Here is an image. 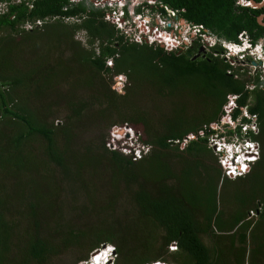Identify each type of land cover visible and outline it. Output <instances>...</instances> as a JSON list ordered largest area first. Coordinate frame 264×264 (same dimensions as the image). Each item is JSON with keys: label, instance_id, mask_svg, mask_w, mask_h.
<instances>
[{"label": "trees", "instance_id": "16d2710c", "mask_svg": "<svg viewBox=\"0 0 264 264\" xmlns=\"http://www.w3.org/2000/svg\"><path fill=\"white\" fill-rule=\"evenodd\" d=\"M158 1L219 39L239 42L245 30L256 41L264 33L256 20L263 9L239 6L236 0ZM0 2L6 5L0 32L24 33L31 39L25 43L55 37L59 48L55 65L41 59L9 77L4 75L7 65H0V264H76L105 244L114 247V264H246L249 233L253 250L264 255V235L258 242L252 230L256 219L247 218L245 210L227 221L221 209L223 184L242 182L264 165V81L258 75L233 69L219 57L225 51L221 46L213 51L218 55L192 59L200 44L166 48L129 40L105 19L112 11L108 6L70 0ZM123 9L128 19L127 6ZM157 10L164 16V7ZM69 17L77 20L65 22ZM27 23L35 25L24 29ZM78 31L85 33V46L74 39ZM118 76L125 83L119 90L113 79ZM43 78L55 87H43ZM138 81L151 86L146 93L152 103L170 100L184 85L192 100L200 96L210 108L202 114L190 110L185 118L175 111L163 119L161 103L146 107L133 101L143 94V87H132ZM19 83L24 87L17 88L31 94L34 103L40 99L39 104L27 105L20 94L11 93ZM225 106L230 110L226 117L236 123H228L222 136L260 143L256 161L233 178L221 165L214 166L208 144L216 130L211 123L221 119ZM243 110L256 117V132H241L240 124L249 121ZM124 124L148 146L139 159L107 146L110 132ZM254 192L251 203L247 195L241 203L256 209L261 219V184ZM255 198L260 212L252 207ZM172 244L175 248L169 249Z\"/></svg>", "mask_w": 264, "mask_h": 264}, {"label": "rangeland", "instance_id": "374dc122", "mask_svg": "<svg viewBox=\"0 0 264 264\" xmlns=\"http://www.w3.org/2000/svg\"><path fill=\"white\" fill-rule=\"evenodd\" d=\"M13 1L15 3L20 2V0H13ZM76 1H78V0H76ZM125 6H129V1H127L125 4H123V6H122V4H117V3H115V4L111 3L110 5H108V7H110V8H117L116 13L119 12L120 10L124 11L123 7H125ZM124 14H125V11H124ZM157 14L160 15L159 13H154V16L150 17V18H154L155 15H157ZM133 16H134V12L132 11V13H129V18H128V21L131 23V25H132V21L134 22L133 28L129 27L130 29H132L131 32L135 31L134 28H136V26L140 24L142 29H144V30H142L143 34L145 33L147 36L150 35L149 32L147 31V29L149 28V25H151V23L148 20L149 17L146 15V13L144 12L143 17H146L147 20H144L141 17H137V16L133 17ZM170 16L172 17V15H169V17ZM160 17L162 20H164V24H162L161 27H158V29L163 31L165 39L169 38V36H168L169 32H173V34L176 35L175 39L170 38L169 41H172L174 43H177L178 39L185 40L186 42L189 41L191 34H188V35L186 34L187 29L183 28L182 30H180L181 34L175 33V30L178 31V29L174 28L175 27L174 20L172 18H169L167 21L164 17H162V15H160ZM110 19H111V17H110ZM76 20H77L76 18H70V20H65V22L72 23V21H76ZM111 20L116 21L115 18L114 19L112 18ZM168 22L170 23L169 26H167ZM261 22H263V18H262ZM35 23H38V22H35ZM34 25H35L34 23H32V24L29 23V25L26 24L24 29L32 28ZM119 25H123V23H120ZM28 26H30V27H28ZM152 26H154V25H152ZM126 27H127L126 25H123V29H125ZM49 30H50V26H49ZM7 31H9V30L4 29L2 32H0V37H1L0 47L3 48L0 52V65H2V66L7 65L8 69L5 70V74H4L6 77H9V74L10 75L15 74L16 70H20V72H23V71L29 69V67H32L35 64H39V61L41 59H43L44 61H47L50 59L51 63L53 65H55V61L57 60L56 53L58 51L57 49H59L57 47L58 46V39L57 38L54 37V39H53L51 37L52 41H50L49 39H43V40L33 42V43H25V42H28V40H31L30 37H28V36L25 37L24 33H18L16 35H12L13 32H7ZM178 37H180V38H178ZM74 39L80 41V43L85 46L86 40H85V33L83 31H78L75 34ZM245 39L246 38H244V40ZM227 45L228 44H226V46ZM9 47H10V49H9ZM253 47L254 46H252V52H253L252 57L254 56V58L249 57V58H247V60L241 59L240 61H242V62H237V60L235 59V63H233V69L241 68L243 71L246 72V74L249 73V74H247L248 76L258 75L259 78L262 81H264V77H260V60L258 62L255 61L260 56L259 50L257 49V48L260 49V45H255V48H253ZM223 48H225V46H223ZM54 50L56 51V53L54 52ZM206 50L208 51V53L210 51H213L209 47H206ZM223 52H225V51H223ZM212 54L218 55L217 53H213V52H212ZM219 57H221V55H219ZM36 60H37L36 63L32 62V61H36ZM254 62H255V64H254ZM9 66L14 67L15 72L10 71L12 68H9ZM38 68H40V66H37V69ZM40 70H41V68L38 69L37 75L41 79L42 73ZM19 74L20 73H18L16 76H19ZM113 79H116L115 84L118 85V86H116V88L118 90L120 88L122 89L123 87L120 85L125 84L123 77L118 76V77H115ZM57 80L59 81V78H57ZM50 81L55 82V81H52V79ZM41 82L43 83L42 84L43 87H55L53 85H50V83H49V85L46 84L45 78H43ZM38 86L40 87V85H38ZM3 87H9V86L4 85ZM14 87L12 88L11 93L13 95H16V96H18L20 94L21 95L20 97L22 98V100H20V102L28 101V103H26V104L27 105H33V106H34V104L35 105L39 104L40 99H38L36 101V103H34L35 100L30 96L31 94L23 92L25 89L17 88V87H24L23 84L20 85V83H19V84L15 85ZM57 87H59V86H57ZM132 87H143L142 88L143 94H140V92H139V93H137L136 97L133 98V101L139 102L140 105L145 104L146 107H149V106H155L159 103L162 104L163 108L161 110L162 114L160 116L163 117V119L167 118L169 116H173L175 111H178V113H180L181 116L183 118H185L186 117L185 113L189 112L190 110H192V112H194L196 114H202V110L205 109L208 111L210 108V107L204 106L205 105V103L203 102L204 100H203V98L200 99V96L193 97V100H192L191 97L189 96V93H190L189 91L191 89L189 90L188 88L184 87V85L180 86L181 88H179L178 91H176V94L173 98L172 97L169 98L170 100H163V99L156 98L155 100L157 102H154V103H152L153 97H150L151 94L146 93L148 90L147 87H151L146 81H138L137 84H135V85L132 84ZM249 87H253V85L250 84ZM56 95H57V93H55V96ZM49 100H52V98H50ZM229 100L234 101V95H231ZM227 104H229V102ZM33 106H31V107H33ZM224 110H225V113L221 116V119H219L218 121L217 120L213 121V123H211V125H212L213 129L217 130V129L221 128V129H223V132H226L227 127H225V126H228L227 125L228 123H230V126H232V125L234 126V124L236 122L235 121L232 122V121H230L229 117H226L230 111L227 108V106L224 107ZM169 114H172V115H169ZM4 124H8V122H6ZM118 129H123L122 133H117L116 132L117 128H116L115 130H112L109 134V139H108V143H107V146L109 148H115L121 144L130 145V146L135 147V148L140 147V146H136L134 143H131L133 141L130 140V137H131V135H135L136 132L134 131V129L129 124H124V126L122 128H118ZM137 135H138V133H137ZM215 137H217V136H215V135L212 136V134H210L209 140L210 141L213 140V141L212 142L208 141L209 146L211 147V149H213V151L215 153L214 154L213 151L211 152V155H213L214 162L211 160L212 157L203 158L204 161H205V159H208V161H212V163H214V166L216 168L219 169L222 167L224 170H228L230 166H231L230 168H233L231 165L232 159H234L236 162H242V163H246L247 159H252V158H248L246 155V153L249 151H251V152L255 151V148H253L250 144H246V143L238 144V143H236L238 145H235L233 147V146H230V145H228V144H226L220 140L215 139ZM238 140H241V139L237 138L236 141H238ZM215 142H216V144H215ZM256 145L258 147L257 148V151H258L260 148V143L258 142V144H256ZM122 151H124V149H122ZM257 155H254V156L256 157ZM255 157H254V159H255ZM220 165H221V167H220ZM262 166H263V168L256 169L254 176L243 178L244 180L242 182L230 183V182H226L224 180L226 183L223 184L222 189H221L222 190L221 195L223 197L221 209H223V211H224V214L226 216V220L230 221L240 211L246 210V214H248L247 218H250V220H252V221H254L256 219L255 223L252 225L253 226L252 230L254 231L255 240H257L258 242H260V233L262 235H264V215L261 219L259 216L257 218L256 217L257 214L255 212L256 209H250L251 207L246 209V207L243 206V204L241 203V200L244 197H246V195H247V197H248L247 203L248 204L251 203V201H250L251 197H253V194L257 193V192H254L256 188H258V193H259L260 184L264 190V180L262 182V177H264V165H262ZM227 167H228V169H227ZM229 178H231V177H229ZM235 189H236V192H235ZM240 190H244V192H238ZM258 201H260L259 198H255V201H253V203H252L255 206H252V207L257 206L256 208L258 209V212H260L261 211L260 210L261 209L260 208L261 203ZM253 242H254V240L251 242L250 233L247 234L246 243H245V248H246V252H247L246 264H257L258 261H259L258 264H264V255L262 257H260V249H259V254H257V252L253 250V248H252L254 246ZM108 246H110L108 250H103V249L107 248ZM174 248H175V244H172L169 246V249H174ZM100 258H101V261H103L104 258H107V259L111 258L110 262H112L113 264H114V262L116 263L117 256H116L114 247L111 246V244L110 245H106V244L102 245L100 250L95 249L94 251L90 252L87 260L79 261L76 264H88V263L94 264L95 262H98V260ZM160 262H162V261H160ZM154 263L155 262H153V263L150 262L148 264H154ZM162 263L170 264V263H166V262H162ZM156 264H160V263L156 262Z\"/></svg>", "mask_w": 264, "mask_h": 264}, {"label": "built area", "instance_id": "2783aa9c", "mask_svg": "<svg viewBox=\"0 0 264 264\" xmlns=\"http://www.w3.org/2000/svg\"><path fill=\"white\" fill-rule=\"evenodd\" d=\"M4 8H6L5 2H0V11L2 12L4 10ZM111 10L112 11H109L106 14L105 19L114 23L116 28H118L120 30V32L126 36V38L128 37L129 40H134L138 43H143V42H146L149 44L158 43V44L164 45V47H166V48L167 47L169 48L171 46H178V45H182L185 43L189 44L192 39H196V40L198 39L199 40L200 37H203V39H205L207 41H209V39L211 38V37L207 36L204 32H202V27L200 25L188 24V25L180 26L178 23L175 22L174 28L178 29V31L175 30V33L181 34L180 30L185 28V29H187L186 34L187 35L191 34V37H190L189 41H187V42L185 40H182V39H178L177 43L169 41L170 38L175 39L176 35L173 34V32H169V34H168L169 38L168 39L164 38L163 31L158 29V27H161L162 24H164V20H162L160 17L161 14L160 15L157 14V15H155L154 18H150V17H153L154 15L153 16L150 15L148 13V11H146V10H145V13L149 17L148 20L151 23V25H149V28L147 29V31L149 32L150 35L147 36L145 33L143 34L142 30H144V29H142L140 24L137 25L136 28H134L135 31L131 32L132 29H130L129 27L133 28L134 22L132 21V25H131V23L128 21V19L125 18V14H124L123 10H120L117 13H116L117 8H112ZM169 12H170V15H172V16L175 15V12L170 11V10H169ZM134 16H135V14H134ZM143 16H144V14H142V15L138 14L137 15V17H141L142 19L147 20V18L143 17ZM110 17H111V19L115 18L116 21H112L110 19ZM166 20L168 21V18H166ZM36 22L40 23L39 21H36ZM120 23H123V25H126L128 28L126 27L125 29H123V25H119ZM27 25H29V23ZM152 25H154L155 27ZM169 25L170 24L168 22L167 26H169ZM28 27H30V26H28ZM178 38H180V37H178ZM238 39H239L240 43L239 42H229L227 46L225 44V48H224L225 52L220 54L221 57L224 58L225 60H227L231 65H233V63H235V59L237 61L241 60V59L247 60V58L252 57V55H253L252 54L253 53L252 48L247 50L245 53L240 52L241 49H243L246 46H251V44L249 43V41L247 39L244 40V38L242 37L241 34L238 35ZM253 48H255V47H253ZM259 53H260V56L255 61L258 62L260 60V77H264V54L261 51ZM252 58H254V56ZM240 62H242V61H240ZM254 64H255V62H254ZM244 115L248 116L247 113H244ZM251 117H252V120L249 124H246V123L242 124L241 131L243 133H246L249 128L253 132L257 131V129H256L257 128L256 117H254V115H252ZM119 130L120 129H117L116 132L119 133L118 132ZM208 141H210V140H208ZM212 141H210V142H212ZM245 143L250 144L253 148H255V151H252V152L249 151L246 153L248 158L254 159V157H255L254 155H257V154L259 155V152H258L259 150L257 151V148H258L256 145L257 143L251 142L249 140H245ZM215 144H216V142H215ZM125 145L126 144H121V145H118V147H120L121 150L124 149L123 152L127 153L128 155L130 154L134 160L141 158L142 155L148 151V146H145L144 144H141L139 148H132L130 145H126V146ZM231 165L233 168H230L231 167L230 166L229 169L227 167L228 170H224L225 175L230 176V177L241 174L244 171V169L246 168L244 163H241L240 165H238L237 163H234L232 161Z\"/></svg>", "mask_w": 264, "mask_h": 264}, {"label": "flooded vegetation", "instance_id": "af4514ba", "mask_svg": "<svg viewBox=\"0 0 264 264\" xmlns=\"http://www.w3.org/2000/svg\"><path fill=\"white\" fill-rule=\"evenodd\" d=\"M70 1H72V3H79L81 1L84 2V3H87L86 0H78V1L70 0ZM242 1L243 2L247 1L248 2L249 0H242ZM253 1H255L256 3H260L261 0H253ZM236 5L245 6V7L246 6L251 7L249 5L243 4L240 0H236ZM107 6L108 5H105V6H102V7L94 6V8L105 9ZM160 7H164V9H165V14H163L164 15L163 17H165V19L166 18H168V19L172 18L174 20V22L178 23L180 26L188 25V23L185 22V20L180 16V14L178 12L170 9L166 5H162L161 3H159L158 0H151V1H146V2L139 3L138 5L135 6L134 14H135V16H137L138 15V11L137 10L138 9L140 10L141 8H144L143 11L141 12V14L142 13L144 14V12L146 10V11H148V13L150 15L153 16L154 13H158L157 9L160 8ZM251 8L258 9V10L263 9V12H264V5L261 8L260 7L259 8L258 7H251ZM169 10L175 12V15L172 16V17L171 16L169 17V15H170ZM259 16H260V14L257 15L256 20L259 23V25L264 26V24H260V21L258 20ZM70 18H73V17H69V20H70ZM263 23H264V19H263ZM202 32H204L207 36L211 37L209 39V41L203 39V37H200L199 40L198 39L197 40L196 39H192L189 44H186V43L183 44L184 48H189V47L191 48V47H193L192 45H194V43L200 44L199 47L196 49V51L193 52V54H191L192 59L199 58V57H205L206 58L207 53H208V51L206 50V47H209L211 50L215 51L214 49L216 47H218V46L223 47V46H225V44L229 43V41H227V40L219 39L214 34L208 33L207 30L204 29V28L202 29ZM239 34H241L244 38H246L249 41L250 44L253 42V44H254L253 46L260 45V37L256 41H253L251 36L249 35V33L247 31L243 30ZM262 37L264 38V33H263ZM195 41H197V42H195ZM257 49L260 52V49L259 48H257ZM213 51H210V53L213 52ZM188 55H190V53H188ZM234 99H235V97H234Z\"/></svg>", "mask_w": 264, "mask_h": 264}, {"label": "clouds", "instance_id": "9594fccd", "mask_svg": "<svg viewBox=\"0 0 264 264\" xmlns=\"http://www.w3.org/2000/svg\"><path fill=\"white\" fill-rule=\"evenodd\" d=\"M28 24V23H27ZM239 43H240V41H239ZM162 45V44H161ZM254 44L253 43H251V46H246V47H244L243 49H241L240 50V52H242V53H245L247 50H249V49H251L252 48V46H253ZM164 46V45H163ZM242 46V45H241ZM255 47V46H254ZM237 62H240V60H238ZM244 113H247L248 114V116H246V115H244V113H243V115H244V117L246 118V120L248 121V122H244V124L246 123V124H249L250 122H251V120H252V115L247 111V110H244L243 111ZM229 125H230V123H229ZM240 126L242 127V124H240ZM249 130H251L250 128L248 129V131ZM252 131V130H251ZM242 132V131H241ZM222 133H223V129H217L215 132H213L212 133V136L213 135H215V136H217V137H215V139H217V140H220V141H222V142H224V143H226V144H228V145H230V146H235V145H238V144H241V143H245V140H249V139H245V138H239V139H241V140H238V141H236V139H237V137H233V138H231V139H227V138H225V137H223L222 136ZM243 133V132H242ZM209 138H210V135H209V137H208V140H209ZM212 138V137H211ZM130 140L131 141H133L132 143H134L136 146H140L141 145V143H140V141H139V138H138V135H137V133L135 134V135H131V137H130ZM119 141V140H118ZM249 141H251V140H249ZM251 142H253V141H251ZM236 143H238V144H236ZM132 147V146H131ZM132 148H135V147H132ZM258 158V156L255 158V159H247L246 161V163H244L245 164V166H247V164L248 163H250V162H254V161H256V159ZM232 161L234 162V163H237L238 165H240L242 162H236L234 159H232ZM246 169V168H245ZM245 169H244V171H245ZM224 170V169H223ZM243 171V172H244ZM243 172L241 173V174H238V175H235V176H232V177H236V176H239V175H242L243 174ZM228 177H230V176H228ZM106 245H110V244H106ZM112 246V245H111ZM109 247L110 246H108L107 248H105V249H103V250H108L109 249ZM99 250H100V248H99ZM111 261V258L110 259H107V258H105L103 261H101V259H99L98 260V262H95L94 264H113L112 262H110ZM89 264V263H88Z\"/></svg>", "mask_w": 264, "mask_h": 264}, {"label": "water", "instance_id": "95a60500", "mask_svg": "<svg viewBox=\"0 0 264 264\" xmlns=\"http://www.w3.org/2000/svg\"><path fill=\"white\" fill-rule=\"evenodd\" d=\"M87 2H91L94 6L96 7H102L105 5H110L111 3H117V4H125L127 1H129V6H127L128 8V12L132 13V11L134 12V8L136 5H138L139 3L142 2H146V1H151V0H86ZM243 4L249 5L251 7H262L264 5V0H261L260 3H256L253 0H249L248 2L245 1L243 2L242 0H240ZM133 8V9H132ZM264 16L263 14H260V16L258 17V20L260 21V24H263V22H261L262 18ZM123 129H120L118 132L122 133Z\"/></svg>", "mask_w": 264, "mask_h": 264}, {"label": "crops", "instance_id": "0c3cea01", "mask_svg": "<svg viewBox=\"0 0 264 264\" xmlns=\"http://www.w3.org/2000/svg\"><path fill=\"white\" fill-rule=\"evenodd\" d=\"M260 51L263 52L264 54V38L263 37L260 38Z\"/></svg>", "mask_w": 264, "mask_h": 264}, {"label": "bare ground", "instance_id": "6f19581e", "mask_svg": "<svg viewBox=\"0 0 264 264\" xmlns=\"http://www.w3.org/2000/svg\"><path fill=\"white\" fill-rule=\"evenodd\" d=\"M96 254V253H95ZM99 254V253H98ZM104 257V256H103ZM101 259V258H100ZM105 259V258H104Z\"/></svg>", "mask_w": 264, "mask_h": 264}]
</instances>
